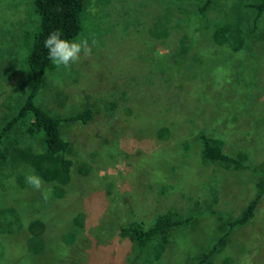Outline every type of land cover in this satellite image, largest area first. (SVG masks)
<instances>
[{
	"label": "rangeland",
	"instance_id": "374dc122",
	"mask_svg": "<svg viewBox=\"0 0 264 264\" xmlns=\"http://www.w3.org/2000/svg\"><path fill=\"white\" fill-rule=\"evenodd\" d=\"M204 1H85L74 39H87L91 55L67 69L52 64L34 102L55 116L88 107L92 118L60 123L66 174L20 124L9 131L0 227L11 232L0 247L26 251L20 229L38 236L35 264H194L214 243L206 264H264V194L249 222L218 242L264 186V12L253 24L256 0H210L197 12ZM35 25L31 0H0V126L27 89L22 32ZM200 130L249 167L202 159ZM30 171L52 189L47 201L25 183ZM157 214L186 222L160 233L146 263L149 244L134 251L118 227H147Z\"/></svg>",
	"mask_w": 264,
	"mask_h": 264
},
{
	"label": "trees",
	"instance_id": "16d2710c",
	"mask_svg": "<svg viewBox=\"0 0 264 264\" xmlns=\"http://www.w3.org/2000/svg\"><path fill=\"white\" fill-rule=\"evenodd\" d=\"M85 1L86 0H31V6L36 15V25L33 29L22 32L25 42L24 62L27 67L29 82L21 98L20 105L0 126L1 163L6 162L9 158L7 153L2 149L1 144L9 131L17 124H20L25 134L38 138L45 153L53 154L58 157V173L66 174L69 172L72 165V159L68 156L70 142L62 135L60 123H87L92 118V110L86 107L70 115L55 116L36 105L34 98L41 88L45 72L52 67V63L47 55V49L44 47L45 38L50 32L57 29L62 32L63 38L69 40L76 38L82 30L81 23ZM209 2L210 0H205L204 3L197 8V12L202 13L209 5ZM249 6L253 8L252 22L255 24L256 20L264 12V0H256ZM178 48L179 51H182L184 44L179 45ZM225 122L226 120L220 124ZM220 124H218L219 127ZM211 127L218 129L214 124H211ZM195 139L198 142L199 155L202 159L218 161L239 167H249L236 157L230 156L224 152L219 144L211 142L209 135H207L205 131H198ZM252 169L254 170L253 167ZM262 194H264V186L247 201L236 218L226 221L228 228L221 234L218 242H220L223 237L227 236L236 226H243L249 222L253 216V210L257 200ZM13 219L18 222V227L26 226V219H20L21 223L17 216H13ZM30 222L31 221L28 220L27 225L29 224L30 226ZM185 222V220L182 221L174 218L171 214H157L153 216L147 227H138L135 224H129L119 226L118 230L120 233L128 235L136 242L138 245V250H134L136 252H139L143 245L149 244L148 249L146 251L144 250V255L142 256L143 260L147 263L149 262L148 256H150L151 259H153L154 256L157 257L160 244L156 245V240L159 238L160 233ZM81 226V221L78 220L75 226H73L74 232L80 231ZM18 230L16 235L19 239L17 238V240L26 243V251L19 250L11 252L9 249L5 248L6 245H3L0 247V264H35L34 261L40 256L39 253L42 248H39L37 245L39 240L38 236L29 233V235L24 237ZM0 231V237L2 234L11 232L10 229L4 232L1 227ZM216 246L217 243L212 244L209 250L205 251L201 257L196 259L194 264H206L209 257L213 254V251L216 250ZM61 253L66 255L64 250H61ZM63 254L61 255L63 256Z\"/></svg>",
	"mask_w": 264,
	"mask_h": 264
},
{
	"label": "clouds",
	"instance_id": "9594fccd",
	"mask_svg": "<svg viewBox=\"0 0 264 264\" xmlns=\"http://www.w3.org/2000/svg\"><path fill=\"white\" fill-rule=\"evenodd\" d=\"M95 44V41H92ZM44 47L47 49V55L51 63L57 67L65 69L78 62L83 55H91L92 47L87 39H66L62 32L57 29L48 34L44 40ZM25 183L34 190L41 191L42 198L47 201L52 196V189L44 187L42 178L34 171L25 175Z\"/></svg>",
	"mask_w": 264,
	"mask_h": 264
}]
</instances>
